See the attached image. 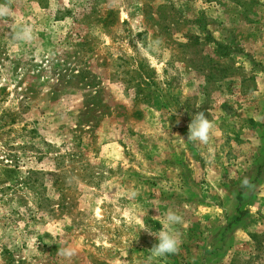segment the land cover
<instances>
[{
    "label": "rangeland",
    "instance_id": "rangeland-1",
    "mask_svg": "<svg viewBox=\"0 0 264 264\" xmlns=\"http://www.w3.org/2000/svg\"><path fill=\"white\" fill-rule=\"evenodd\" d=\"M12 8L35 39L0 31V264H264V0Z\"/></svg>",
    "mask_w": 264,
    "mask_h": 264
},
{
    "label": "clouds",
    "instance_id": "clouds-1",
    "mask_svg": "<svg viewBox=\"0 0 264 264\" xmlns=\"http://www.w3.org/2000/svg\"><path fill=\"white\" fill-rule=\"evenodd\" d=\"M12 3L13 0H5L4 3H0V31H4L5 28H10L11 39L24 43H31L35 39L31 25L24 24L19 30H16L13 27L14 22L9 23L10 20L15 21L16 19V13L12 8ZM177 123H179V121H177ZM214 127V123L208 119V116H206L203 111L196 112L188 125L187 141L193 143V145H207ZM240 188L246 190L244 194L248 195L255 189V185L249 177H244L240 181ZM182 222L183 217L181 215L175 211L169 210L159 230L154 231L146 224L141 225V230L158 241V243L154 244L149 250L153 257H166L179 253L182 242L174 232L170 231V229L172 226ZM57 254L65 260L70 261L77 254V249L70 245L59 247Z\"/></svg>",
    "mask_w": 264,
    "mask_h": 264
},
{
    "label": "crops",
    "instance_id": "crops-1",
    "mask_svg": "<svg viewBox=\"0 0 264 264\" xmlns=\"http://www.w3.org/2000/svg\"><path fill=\"white\" fill-rule=\"evenodd\" d=\"M247 133H248V131H247Z\"/></svg>",
    "mask_w": 264,
    "mask_h": 264
}]
</instances>
